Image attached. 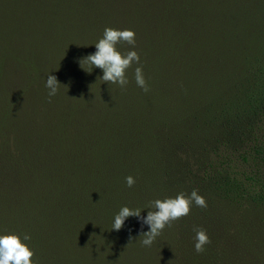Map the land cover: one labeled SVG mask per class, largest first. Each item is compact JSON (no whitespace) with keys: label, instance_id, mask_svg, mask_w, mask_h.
<instances>
[{"label":"trees","instance_id":"trees-1","mask_svg":"<svg viewBox=\"0 0 264 264\" xmlns=\"http://www.w3.org/2000/svg\"><path fill=\"white\" fill-rule=\"evenodd\" d=\"M106 26L134 30L147 91L82 59ZM193 189L151 246L135 216L110 229ZM0 230L35 264H264V0H0Z\"/></svg>","mask_w":264,"mask_h":264},{"label":"clouds","instance_id":"clouds-1","mask_svg":"<svg viewBox=\"0 0 264 264\" xmlns=\"http://www.w3.org/2000/svg\"><path fill=\"white\" fill-rule=\"evenodd\" d=\"M125 42L128 45H135L134 30L129 28H113L106 26L100 38L94 44L95 50L82 59L90 67L101 69L102 74L99 76L101 81L117 84L124 87L128 83L126 70L132 64L137 66L134 69V80L137 87L144 91L148 90V86L140 66V57L134 47L125 52H121L116 45ZM81 59V60H82ZM81 60L79 64L81 66ZM83 68V67H82ZM89 71V72H90ZM60 82L53 74H47L44 86L48 90V96L52 97L57 94ZM125 184L131 187L135 183L132 175L124 178ZM147 212L142 216L141 208H130L123 205L113 215L111 228L118 231L124 225L125 220L130 216H135L141 227L147 226V230L140 233V244L142 246H151L153 241L159 236L160 232L171 221L182 216H186L190 211V205L194 204L201 208L206 207L205 198L193 189L185 195L183 192L177 193L175 196L157 198L149 202ZM30 236L16 233L13 231L0 230V264H35L31 259L33 250L27 243ZM209 243V236L203 228L194 229L193 247L196 252L204 250L206 244Z\"/></svg>","mask_w":264,"mask_h":264}]
</instances>
